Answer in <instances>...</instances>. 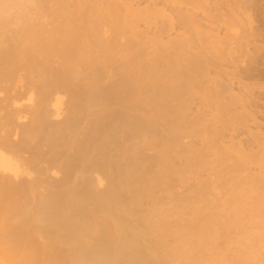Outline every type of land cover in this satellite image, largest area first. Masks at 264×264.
Returning a JSON list of instances; mask_svg holds the SVG:
<instances>
[{
  "label": "bare ground",
  "instance_id": "6f19581e",
  "mask_svg": "<svg viewBox=\"0 0 264 264\" xmlns=\"http://www.w3.org/2000/svg\"><path fill=\"white\" fill-rule=\"evenodd\" d=\"M161 1L173 8L168 23H159L161 16L167 17L164 11H153ZM193 1L152 0L146 11L131 6L122 14L121 7L129 0H0V197L19 200L18 215L29 218L38 235L44 225L58 244L70 245L69 257L76 264H171L181 257L194 263L199 251L215 252L221 262L232 259L240 264L243 255L244 262L251 259L263 264L261 254L253 253L246 241L239 243V234L248 224L256 219L264 222V207L260 208L264 192L254 199L248 187L251 182L261 188L264 177L255 181L250 174L240 176L252 159L245 154L239 160L229 153L216 155L211 145L199 150L181 146L189 133L186 125L183 132L181 121L190 114V105L199 95L210 106L212 93L191 91L193 85L178 80L174 72L177 67L176 71L191 67L200 56L187 55L191 45L185 39L186 29L201 35L200 23L174 8ZM143 21L146 29L137 30ZM128 28L132 29V45L125 38ZM177 28H184L181 39L162 42L163 35L170 36ZM150 32L157 36H145ZM189 91L192 101L187 102ZM170 115L179 124L173 127L175 133L183 125L176 138L167 132L172 131L169 124L173 122L165 120ZM155 140L164 145L161 154L166 155L159 153L161 144L152 148L156 155H146ZM206 171L213 182L205 178L194 191L180 195L189 187L187 175L196 173L197 180ZM155 174H161L159 179ZM172 176H179L181 185L174 187ZM146 178L144 191L141 184L140 189L134 186ZM165 188L170 194L176 191L180 203L184 200L180 205L188 201L200 211L201 222H194L204 224L193 228L190 223L196 235L192 238L200 235L201 241L203 235L206 247L196 240L184 253L176 252L184 237L179 228L181 236L172 250L158 251V236L145 239V229L152 223L147 215H140L143 197H152L149 204L158 195L155 191ZM127 193L131 197L125 199ZM220 193L229 197L222 205L217 202ZM87 206L106 217L104 230L97 236L82 223ZM5 208L15 207L6 204ZM219 228L224 237L215 234ZM260 234L264 237V231Z\"/></svg>",
  "mask_w": 264,
  "mask_h": 264
},
{
  "label": "rangeland",
  "instance_id": "374dc122",
  "mask_svg": "<svg viewBox=\"0 0 264 264\" xmlns=\"http://www.w3.org/2000/svg\"><path fill=\"white\" fill-rule=\"evenodd\" d=\"M129 1L130 2L123 5L127 8L121 7L123 9L122 14H125L126 11L128 12L131 6L135 9L146 11V8L149 7L151 5L150 3L152 2V0H132L133 3L131 0ZM153 8L154 13L158 11H164V14H166L167 16H161L159 18V23H161L162 21H165L166 23L169 22L168 16L172 15V5H167L163 1H161V3L157 5V7ZM174 8L181 15L186 16L190 20L193 18L194 20L199 22L202 31L201 35H198L197 32L186 29L187 34L185 39L187 40L188 44L191 45V49L188 51L187 55H190L192 57H195L197 55L200 56L198 57V60H196V62L194 61L195 64L193 62V64L191 65L192 68L188 67V65L183 70L180 68L182 71H178L179 69L176 71V69L179 67L175 68L174 72H176L177 74L176 77L178 80L179 78L182 81L185 80L188 86L193 85L192 87H190V90L192 88L191 91L193 92H206L207 90H209L212 93L210 99L211 105L208 106L209 108L207 107V100L203 99L199 95H197V97L193 95V97H196V100L194 99L193 104L190 105V114L188 113L189 115H185V119H182V121L178 119L181 122L184 121V130L182 129L183 125H181L180 127L178 126L179 128L176 127L178 128V134L175 133L177 129H173V127L179 124L178 122H176L177 119L175 120L173 115H170L171 118H164L165 120L173 122L170 124L168 123L170 125L169 127L172 128V131L171 129V132L169 131V129L166 130L170 134V136H172L171 138H176L177 135L179 136L182 130L184 133L186 132V130L187 133L189 132L185 135L184 138H182L183 140H181V146L183 149L199 150L205 148L206 145H211L217 151L216 155L229 153L230 155H232V158L234 160H239L240 157L244 154L249 156L252 159L251 162L253 163L247 165L248 167L242 173H240V176L246 177L248 174H250L251 180L258 181L259 179L264 177V0H195L193 2H183L180 5H175ZM121 12L119 13L120 15ZM192 13L194 14V17L191 16ZM143 14H145V12ZM143 14H141L140 16H144ZM205 14H209L212 18L209 19L205 16ZM119 17L124 19V15L123 17L122 15ZM145 29L146 24L143 21V23L139 25V28L137 30ZM183 29L184 28H177V31H172L170 36H167L169 35V33H166L165 36H162V42L177 41L181 39L180 34ZM129 30L130 32L126 33L125 38L128 43L131 41L132 45L133 38L132 34H130L132 29L128 28L127 31ZM150 33L144 35L149 38L157 36L152 32ZM144 39L147 40L148 38ZM141 42L144 43L143 40ZM190 68L191 71H189ZM187 72L188 74L190 72V76L188 75V77L186 76ZM222 91L223 93H221ZM219 94H221L220 96L223 98H220ZM189 95L191 96L190 91L185 96V99H188V101L185 100V102L192 101L191 99H189ZM231 102H233V104L230 105ZM237 102L240 103L238 104ZM186 105L189 106L188 103ZM172 118L175 120V122L172 121ZM185 125L188 127V129L186 130ZM156 142V140L155 142H150V144H152V146L149 147L151 150L146 152V155H148V157L150 155H156V150L153 153L152 148L157 147V144H161V151H159V153L161 154L163 144L161 142ZM145 144H147V141H145ZM164 148L166 149V147ZM161 155L164 156L166 155V153ZM229 163H232V161H230ZM197 168L199 167L197 166ZM208 172L209 171L204 172L203 177H200L197 180L195 178L196 173L187 175L189 180L188 182H190L188 185L189 187L186 188L187 190L185 189L183 191H180L181 194L179 192L178 193L183 196L187 195L191 191H194L195 187L202 185L205 182V178L206 181L210 180L211 182H213L212 179L214 177L212 179L210 177H206L205 174H208ZM155 175H157L158 179L161 176V174ZM193 175H195V177ZM147 179L148 178H146L145 181L143 180L141 181V183L139 182L134 186L140 189L139 187L141 184L140 190L144 191L147 188V185H145V182L148 181ZM170 179L174 187L181 185V179L179 176H172ZM217 181L220 182V180ZM161 182H163L162 179ZM248 187H251V197H253L254 199H256L261 192H264V186H262L261 188L253 187L250 182ZM158 191L159 189H157V191L155 192L159 195V198L158 195L153 196V200L149 204L148 201L152 197H149V199H144L145 197H143V200L145 202L143 205L144 212H141L140 215H147L146 219L149 220V224L152 223L149 228L145 229L146 232H148V236L145 237V239L148 240L149 238H152L151 235L158 236L159 240H161L158 242L160 243L158 249V251L160 252L169 249V247H171L172 250L176 245L175 239L183 234L184 237L182 242L179 244V246L176 245V250L174 249L176 252H185L186 248L188 250L189 248H191V245L196 244L194 243L196 242V240L201 244V247H206V238L203 235L202 238L204 239H202L201 241L199 240L200 235L198 237H195V240L194 238H192L195 235L192 234L194 233V229L191 230L192 226L193 228H195L204 224L201 223L200 225H197V223H199V221L202 219V215L199 214L200 211H197L194 205L192 206V203L188 201H186V204L188 203L190 206L188 205L187 207L186 204L180 205L184 200H182L181 203L180 198V200H176L178 198L175 193L176 191H172L171 194L166 188L160 190V194L158 193ZM162 192L167 194H164ZM174 194L176 197L174 196ZM235 195H237V193H235ZM127 196L129 198L131 197V194L127 193L125 199ZM173 197H175L176 202ZM154 198L156 199L155 202ZM162 198L166 199L167 201L165 200L166 202H163ZM204 198L206 199V197ZM228 198V196L222 195L220 193V195H218L217 202L218 204L222 205L223 201ZM199 199L201 200L202 198L200 197ZM170 200H172V202ZM173 201L178 205H174ZM177 201H179V203ZM198 202L199 200L196 201L197 204ZM0 203V264H76L69 257L72 249L70 245L66 243L58 244V242H56L57 239L51 238V236L48 234L49 230L45 228L44 225L39 228L40 234L38 235L36 231H33L32 229L33 225L31 223V220L29 218H23L22 214L18 215L17 212L20 207L19 200H4L0 197ZM154 203H156L157 205L152 207ZM6 204L10 207L14 206L15 208H13V210L10 208H5ZM147 204L151 206L145 207V205ZM159 205H162V207H160L161 209L159 208ZM167 205L170 206V208L166 207ZM178 206H180L181 208ZM182 206H184L186 209H183ZM189 207H191V209H189ZM262 207H264V205L260 208ZM92 208V206L86 207V217L82 221V223L90 226V228L94 230L93 233H95V236H97V233L99 231L101 232L102 230H104L103 225L106 223V221L104 220L106 217H104L101 212H92ZM138 208L139 207H137V209ZM173 208H175L176 210ZM178 208L181 210H178ZM182 210H186V213ZM195 212L197 213L195 214ZM178 213H183L181 215H185V217L188 218L185 219L184 216H181ZM178 215L182 219L179 217H177L176 219V216ZM194 216L198 217L195 218ZM194 218L197 220H195ZM17 220L19 222H16ZM188 220L191 221L189 222ZM174 221L176 223H173ZM194 221H196L197 223ZM255 221L256 222L253 221L251 225L248 224L245 227L246 231L244 230L242 233H240L241 235L239 234V236L241 237L239 243L240 245H242L241 243L243 241L245 243L246 241V246H248V248L252 250L253 253L261 254V258L263 259L262 262L264 264V242H262L264 241V237L260 236V233L264 231L261 228V226L264 227V222H261L258 219H256ZM160 222L162 223V226ZM187 222L189 223V225L190 223L192 224V222L194 224L192 226H189ZM170 223L172 225H170ZM113 225L114 224H110V226ZM142 226L145 228L144 225ZM174 227L175 229H173ZM178 228L180 233L182 232L181 235H178ZM188 228H190L189 231ZM173 231L176 232L174 233ZM223 231L224 230L222 228H219L215 234H217L218 237L220 235L224 237L225 234ZM164 234L167 235L164 237ZM92 236L94 237L93 234ZM162 240H164L163 243ZM191 240H193V243L189 244V241L191 242ZM163 244L164 246H169H166L164 248ZM160 246H162L164 249H161ZM241 248L244 250L243 247ZM242 249L239 248L238 250ZM199 253H201L200 256L202 255V258L199 256V254H196L198 258H195L194 263L190 262L184 257H181L178 261H175L171 264H218L219 262H221L218 259L219 257L217 258V255L214 256L216 254L215 252L214 254L212 252V255L211 253L210 255L204 254V251H199ZM209 256L210 258L211 256H213L214 258L212 257L210 259L208 258ZM199 257L202 259V261L199 260ZM203 257L208 258V260H206L208 263L205 261V258L203 259ZM241 257H243V255L240 256V259H242L239 262L240 264H257L254 260L251 259H249L248 262H244L243 258ZM216 258L219 261L216 262ZM209 259L211 261H215L216 263L210 262ZM221 263L235 264L233 263L232 259H228L227 261L223 259V262Z\"/></svg>",
  "mask_w": 264,
  "mask_h": 264
}]
</instances>
